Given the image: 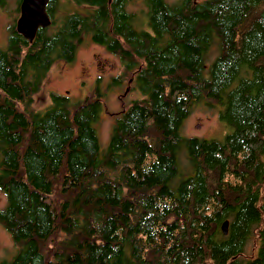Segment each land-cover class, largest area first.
<instances>
[{
  "label": "trees",
  "instance_id": "1",
  "mask_svg": "<svg viewBox=\"0 0 264 264\" xmlns=\"http://www.w3.org/2000/svg\"><path fill=\"white\" fill-rule=\"evenodd\" d=\"M72 2L49 0L31 42L12 17L0 49V224L16 248L0 264H240L248 249L263 264L264 0ZM86 35L119 58L111 83L129 71L143 93L104 149L98 88L33 105ZM204 98L224 99L223 139L180 133Z\"/></svg>",
  "mask_w": 264,
  "mask_h": 264
},
{
  "label": "rangeland",
  "instance_id": "2",
  "mask_svg": "<svg viewBox=\"0 0 264 264\" xmlns=\"http://www.w3.org/2000/svg\"><path fill=\"white\" fill-rule=\"evenodd\" d=\"M167 1L173 3L177 0ZM6 3V7L0 6V49L6 45L8 26L12 22V17H18L16 1L6 0ZM60 3L61 12L77 8L70 0H60ZM128 7L133 10H144L141 1H135ZM122 72L124 69L118 57L107 52L103 46L91 42L86 35L78 43L75 57L71 62L57 61L51 67L41 90L34 95L33 105L35 109L44 110L50 102L48 96L50 92L68 95L72 100H78L98 88L102 93L104 108L101 109L94 128L100 147L104 149L109 142L116 114L123 107L129 106L132 100L143 96L138 84L134 80L132 82V74L129 71L124 73L120 84L111 83L112 77ZM193 108L180 128L182 135L223 139L231 130V127L220 118L224 99L221 101L204 98ZM181 172L186 175L189 170L182 169ZM5 201V195L0 190V208L4 206ZM15 251L10 234L0 224V259H10ZM249 252L248 249L244 254L248 255Z\"/></svg>",
  "mask_w": 264,
  "mask_h": 264
},
{
  "label": "water",
  "instance_id": "3",
  "mask_svg": "<svg viewBox=\"0 0 264 264\" xmlns=\"http://www.w3.org/2000/svg\"><path fill=\"white\" fill-rule=\"evenodd\" d=\"M48 2L49 0H21L20 14L16 19L15 28L29 42L33 40L38 28H46L50 25L51 20L46 11ZM227 226L228 220H225L221 225L224 234L227 233Z\"/></svg>",
  "mask_w": 264,
  "mask_h": 264
},
{
  "label": "flooded vegetation",
  "instance_id": "4",
  "mask_svg": "<svg viewBox=\"0 0 264 264\" xmlns=\"http://www.w3.org/2000/svg\"><path fill=\"white\" fill-rule=\"evenodd\" d=\"M70 1H72V0H70ZM21 3V2H20ZM77 10L79 9V8H76ZM19 14H20V6H19V13H18V16H19ZM119 59V58H118ZM253 252H256L255 251V248H253ZM252 254V253H251ZM251 254H248V255H245V254H243L242 255V258H243V261L240 263V264H245L246 263V261H248L249 260V258L252 256V255H254V253L251 255ZM257 257V256H256ZM227 264H230V261L227 263ZM263 264H264V262H263Z\"/></svg>",
  "mask_w": 264,
  "mask_h": 264
}]
</instances>
